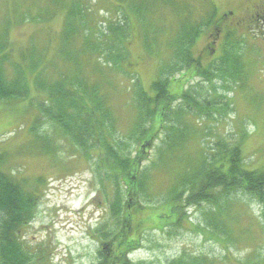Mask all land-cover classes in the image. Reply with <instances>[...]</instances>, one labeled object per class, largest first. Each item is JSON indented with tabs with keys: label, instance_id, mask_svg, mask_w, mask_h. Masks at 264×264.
Returning a JSON list of instances; mask_svg holds the SVG:
<instances>
[{
	"label": "rangeland",
	"instance_id": "obj_1",
	"mask_svg": "<svg viewBox=\"0 0 264 264\" xmlns=\"http://www.w3.org/2000/svg\"><path fill=\"white\" fill-rule=\"evenodd\" d=\"M54 1L0 0V38L5 33L10 53V61L3 65L5 75L14 78L20 66L30 86V95L25 99L0 100V170L19 179L25 191L40 196L36 218L24 237L37 250L39 260H46L38 261L37 255L32 264H99L105 253L103 243H108L121 226L109 210L114 185L108 187L107 182L106 187L105 182L104 189L108 191H103L95 174L97 157L88 160L76 152L71 139L54 130L49 118L41 113L51 99L38 86L37 75L42 73L50 84L67 80L70 87L69 82L76 76V47H84L81 39L77 44L75 39L68 48L73 59L65 58L64 13ZM90 1L84 0L85 11L90 7L84 35H89L92 43L98 41L96 37L100 39L101 32L108 33L109 23L114 31L120 24L130 32L122 43L114 42V37L112 41L101 39L104 50L115 45L108 57L110 63L100 60L103 75L93 68L99 56L86 57L90 65L86 76L98 85L109 104L116 121L114 137L128 145L125 154L135 157L139 149L141 137L134 141L128 138L137 134L139 108L135 93L139 86L149 96H155L152 83L167 79L171 94L188 92L199 103L204 102L193 113L186 111L185 127L182 125L181 133L175 132L184 139L176 141L178 146L171 151L163 143L172 131L160 129L164 119L165 127L170 126L168 118L156 116L151 135L157 139L148 148L137 173L141 182L148 176L145 193L151 202L145 203V209L138 214L132 208L126 213L134 224L144 223L142 229L146 230L138 248L128 257L130 264H168L185 253L205 257L211 264H264L262 206L253 198L239 194L228 203L221 220L229 240L206 227L210 205L195 208L182 203L181 223L174 225L179 215L175 207L179 205L164 201L169 190L182 189L179 184L184 179L198 180L211 169L213 159H204L206 152L216 155L218 161L225 159L227 147L240 146L244 168L264 171V23L256 29H246L241 24L232 28L242 18L240 2L244 0H178L176 11L170 8L154 15V27L144 32L127 8L105 0ZM185 23L200 34L194 42L193 55L204 68L218 63L224 53V36L215 54L210 51L209 35L215 24H221L225 34L229 29L237 32L243 49L236 81L210 82L194 73L193 68L184 67L162 75V69L167 70L174 60L176 47L172 44ZM119 56L123 60H117ZM185 104L181 100L173 103L167 114L172 115L179 107L185 110ZM150 127L147 123L144 128ZM107 139L112 140L109 136ZM122 188L125 197V185ZM39 248L44 252L39 254Z\"/></svg>",
	"mask_w": 264,
	"mask_h": 264
},
{
	"label": "trees",
	"instance_id": "obj_2",
	"mask_svg": "<svg viewBox=\"0 0 264 264\" xmlns=\"http://www.w3.org/2000/svg\"><path fill=\"white\" fill-rule=\"evenodd\" d=\"M112 2L118 8L129 10L141 24L142 29L149 31V28L154 27L152 24L153 16L161 11L174 9L176 11L178 0H105ZM89 2H91L89 0ZM84 0H55L54 4L61 8L64 13V50L65 58L73 59V53L68 50L71 43L76 39L82 43L81 50L76 47V76L69 82L67 80L56 81L52 84L44 81L42 73L37 75V83L50 96L51 102L47 109H43L42 114L49 118L52 122L54 130L62 132L67 138L71 139L76 152H80L88 160L97 157L95 174L98 184L104 189V183L108 182V187L114 185V193L112 201L109 205L111 216L119 220L120 230L111 237L104 247L105 253L102 255V260L99 264H130L129 255L138 248L141 234L146 232L142 229L144 223L134 221L131 217H126L129 208L135 211V214L140 213L145 209V203L151 202L146 195L145 185L148 176H144V181H139L138 171L144 152L142 143L147 140V143L152 144L155 135H151L155 126L156 116H164L168 118L169 127H165V122H161V130L167 128L172 131L174 137L172 140L171 132L168 133L163 146L166 150L177 148L176 141L184 138L179 134L185 127L183 122L186 116V111L189 114L193 110H198L200 105L191 93L181 95H173L169 91V81L167 79H159L152 83L151 89L155 96H149L141 86L135 93L136 102L139 108L138 121L136 125V133L129 135V140L134 141L139 139V149L135 157L130 154H125L128 145L121 141H117L114 137L116 129V121L106 99L101 96L99 87L95 83H91L87 69L90 66L88 54H97V65H94V71L103 75V63H100L101 58H104L106 63H110L108 57L112 56L111 49L107 46L104 50V42L101 39H110L114 37V42L122 43L129 35L128 26L125 28L122 25H117L118 29L114 31L113 24L109 23L108 33L101 32L100 39L97 38L96 43H92L87 33L88 22ZM127 19L129 17L127 16ZM211 24V22H210ZM208 24L200 25L201 28ZM144 27V28H143ZM189 23L182 25L179 30L176 40L173 42L176 53L172 64L162 69V75H166L173 70L193 68V72L199 77L207 81L223 79L224 81H236L239 74L238 67L241 63L242 41L237 32L228 30L224 37L223 49L224 53L218 63L204 68L201 66V60L195 59L193 55V45L199 33ZM89 30V29H88ZM90 31V30H89ZM114 31V32H113ZM112 34V36H111ZM9 43L7 36L0 38V100H18L25 99L30 95V86L28 78L24 70L19 66L16 68L15 77L8 79L5 75L3 65L6 61H10ZM172 48V47H171ZM117 60H123L121 56ZM96 58V56H95ZM117 58V57H115ZM74 61V62H75ZM34 63V62H33ZM36 63L32 64L33 67ZM107 65V64H106ZM209 69V70H207ZM162 76V77H163ZM88 77V78H87ZM229 88V87H227ZM226 88V89H227ZM185 102V110L179 107L168 115L167 111L171 109L173 103L177 101ZM162 104V106H161ZM205 107V106H204ZM171 112V111H170ZM208 116V115H207ZM209 117V116H208ZM147 123L151 127L146 130ZM182 125L184 127H182ZM164 126V127H163ZM163 127V128H162ZM180 133H175V132ZM107 136L111 137V142H108ZM144 136V141L142 137ZM169 139L171 143L168 144ZM225 159L216 160V155H208L205 153V158L213 159L209 164L211 169L207 170L200 179L189 178L184 179L179 186L182 189H171L168 196L164 199L165 202L179 205V215L174 225L181 223V211L183 213L184 203L187 207H202L204 203L210 205L208 214L206 215V227L213 233L221 234L228 240L229 235L226 225L221 218L226 215L227 206L230 201H233L239 194H244L256 200L261 206V228L264 230V171L263 170H247L244 168V160L242 149L240 146H235L230 149L226 148ZM210 156V157H209ZM215 161V162H214ZM1 169V168H0ZM188 176V174L186 175ZM185 176V177H186ZM184 177V178H185ZM195 181V183H194ZM125 185V197H123V186ZM19 179L15 176H10L0 170V264H32L37 257V250L28 244L23 235L26 229L36 218L38 212V197L36 193L27 192ZM174 208V209H175ZM28 226V227H29ZM157 225L154 224V229ZM23 228L25 229L23 231ZM22 231L21 233H19ZM101 231V229H100ZM204 231V230H203ZM107 233V232H106ZM105 235V233H103ZM131 238H137L138 245L129 246L127 242ZM117 249L116 254L113 251ZM44 252V249L39 248V254ZM38 261L42 262L44 259ZM168 264H211L209 260L201 256H192L183 254L180 258L170 261ZM250 264V261L248 262Z\"/></svg>",
	"mask_w": 264,
	"mask_h": 264
},
{
	"label": "flooded vegetation",
	"instance_id": "obj_3",
	"mask_svg": "<svg viewBox=\"0 0 264 264\" xmlns=\"http://www.w3.org/2000/svg\"><path fill=\"white\" fill-rule=\"evenodd\" d=\"M240 8H241V16L242 18L238 19V21H235L234 25L232 28L235 27L237 29L238 25H242L246 29H251V28H260L261 23H264V0H244L240 2ZM228 15H225V18H227ZM231 30V29H229ZM225 37V33L223 28L221 27V24H215V27L212 29V33L209 35L210 37V42H209V47L211 54H215V48L220 44L221 38ZM146 141L142 143V147L146 148ZM144 154H146L147 149L143 150ZM29 226V225H28ZM24 227L25 229L28 228ZM23 228V231L25 230ZM22 235V231H20ZM24 237V235H23ZM25 238V237H24ZM129 246H136L138 245V240L137 238H131L129 242H127Z\"/></svg>",
	"mask_w": 264,
	"mask_h": 264
}]
</instances>
